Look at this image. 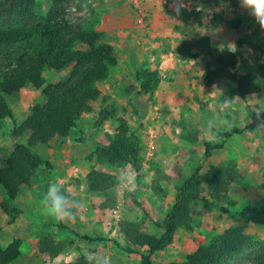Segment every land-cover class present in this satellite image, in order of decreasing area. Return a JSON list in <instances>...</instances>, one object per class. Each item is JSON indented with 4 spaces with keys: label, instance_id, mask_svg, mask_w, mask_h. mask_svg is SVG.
<instances>
[{
    "label": "rangeland",
    "instance_id": "374dc122",
    "mask_svg": "<svg viewBox=\"0 0 264 264\" xmlns=\"http://www.w3.org/2000/svg\"><path fill=\"white\" fill-rule=\"evenodd\" d=\"M151 1L154 2L152 5ZM143 2V5L135 7L130 0H61L57 4L53 0H35L33 16L28 20L8 15V12L0 16V27L14 28L46 19L52 8L57 9L72 24L99 31L100 41L113 45L117 59L116 64L109 68L108 77L95 83L103 98L91 102L90 109L84 111L77 121V127L72 128L65 137H55L47 144L32 147V151L39 154L45 163L40 165L30 183L23 186L12 201V206L18 209V213L9 224L8 216L1 208V201L6 198V193L0 185V244L6 245L14 236L22 239L21 254L10 264H62L75 261L83 256L85 250L110 257L111 264H140V253H146V247H138L137 252L133 253L125 251L126 241L120 230V223L135 221L144 231L160 235L162 228L158 225L171 208L177 188L198 165L202 166V171L210 165L235 166L242 180L230 184L226 194L214 199L208 196L205 187L202 191L203 196L227 207L231 213H220L209 203L196 200L192 205V228H179L171 244L151 255V264L183 260L186 253L195 249L198 244L207 242L216 232L231 224L242 225L241 219L234 214L235 211L248 204L257 208L264 206L261 189L264 182V131L243 129L241 133L226 138L222 149L211 151L210 156L204 154L206 142H220L222 134L230 131L229 127L244 128L253 121L257 111L264 109V31H261L254 18L240 9L238 0H210L209 7L204 6L207 0H186L190 3V10H183L182 13L185 14L186 24L190 25L187 29L193 27V44L203 46L204 43H210L198 28L201 24L198 20L200 16L203 18L202 26L211 27L214 21L221 22L226 11L233 12L235 17L230 21L233 34L240 33L242 24L249 23L248 25L257 28L256 36L259 40L255 36L251 38V55L234 53L236 63L230 71L237 75H248L258 85V90L245 98L232 96L230 92L236 84L226 73L207 85L206 73L215 68L216 60L206 52L201 58V52L197 51L195 56L202 65L203 79L207 86L205 95L189 97L178 93L181 89L179 84L178 89L165 94L159 91V86L164 83L171 87L170 84L175 81L171 65H187L190 61L193 64V57H186L181 52L189 47L188 42L181 43L178 51L152 46V40L148 38L153 29L150 22L153 20L152 15L157 6L166 11L172 0ZM219 28L218 32L223 30ZM157 33H152L154 39L161 34L159 31ZM165 41V37L161 38L163 44ZM222 48L228 49L226 46ZM131 54L137 57L133 65L127 60V55ZM0 61H5L2 55ZM124 65L127 66L125 73L122 70ZM144 68L156 70L158 74L159 82L152 92H143L139 88L140 82L135 73ZM69 71L70 67L62 71L47 70L43 74L44 82L48 84L61 80ZM117 75L120 79L116 78ZM122 79L123 85L120 83ZM213 84L222 89L224 96L235 98V102L223 112L220 111V105L224 96L219 91L214 97L208 96L213 90ZM3 95L17 123L29 114L33 104L43 101L41 90L31 85ZM189 98L197 102L195 107L189 106ZM102 109L111 110L112 115L101 120ZM213 116H218L223 123L219 125V130L214 128L208 133L207 121ZM119 118L125 120L134 137L140 138L135 161L137 166L133 161L122 165L113 160L102 162L92 154L96 144L108 143ZM12 128L11 118L4 119L0 126V166L15 140L26 141V135L13 138ZM170 128L174 131L173 135H169L172 132ZM168 149H173V155L178 154L179 158L181 155L186 158L194 157L190 160L195 164L192 171L183 173L171 168V162L169 165L159 161L158 155ZM173 160L176 159H171L172 162ZM125 167L134 170L137 188L130 192L124 191L119 200L112 190L113 185L104 191H92L88 188L86 175L92 168L114 175L116 181ZM53 182L59 183L71 194L79 209L73 218L64 222L54 221L44 214L40 206L43 194ZM166 195V204L156 209L160 204L155 203V200L165 198ZM113 209L117 211L113 212ZM244 229L253 240H264V224H248ZM86 236L94 240L87 239ZM44 237L55 241L63 240L65 246L57 255L51 256L39 248V241ZM262 253L260 246L252 243L245 246L235 258L222 264H253Z\"/></svg>",
    "mask_w": 264,
    "mask_h": 264
},
{
    "label": "trees",
    "instance_id": "16d2710c",
    "mask_svg": "<svg viewBox=\"0 0 264 264\" xmlns=\"http://www.w3.org/2000/svg\"><path fill=\"white\" fill-rule=\"evenodd\" d=\"M60 1L53 0L55 4ZM34 7L35 0H0V16L8 12V15L28 20L33 16ZM100 39L99 31L72 24L64 13L54 8L46 19L38 22L14 28L0 27V55L5 59L4 62L0 61V126L4 119L11 118L13 138L27 136L25 142H13L10 153L0 166V185L6 193V198L1 201V208L8 216V224L15 220L18 213V209L12 206V201L20 189L30 183L40 165L45 163L39 154L32 151V147L47 144L55 137L67 136L72 128L77 127L82 113L90 109L91 102L103 98L95 83L108 77L109 68L116 64L117 59L113 45L101 42ZM203 46L216 60L215 68L206 73L207 85L226 73L236 84L230 92L232 96L245 98L258 90V85L248 75H237L230 71L236 63L233 52L208 43ZM68 67L70 71L66 77L45 84V71H62ZM135 75L143 92H152L159 82L156 70L139 69ZM28 85L41 90L43 101L33 104L29 114L17 123L3 94L18 91ZM259 112L264 114V109ZM101 114V120H105L112 115V111L102 109ZM257 124L255 113L253 121L244 128L233 127L230 131H225L220 142H206L205 156H210L213 150L222 149L230 135L239 134L243 129L256 131ZM139 142V138L129 132L125 120L119 118L108 143L96 144L92 154L102 162L113 160L122 165L133 161L136 165ZM86 179L88 188L92 191H104L115 182L114 175L95 168L88 171ZM241 180L234 165H210L203 171L202 166L198 165L177 188L171 208L158 225L162 228L160 235L144 231L135 221L120 223V230L126 241L124 250L133 253L137 252L138 247H146V253H140V264H151V255L171 244L179 228H192V205L196 200L209 203L220 213H231L227 207L203 196L204 187L209 197L218 199L228 192L230 184ZM261 189L264 200V182ZM234 214L241 219L242 225L231 224L186 253L183 260L164 264H222L235 258L245 246L252 243L258 244L263 252L253 264H263L264 240H253L244 227L248 224H264V206L257 208L248 204ZM86 238L94 240L88 236ZM64 243L63 240L55 241L44 237L39 241V248L55 256L63 249ZM21 244L22 239L18 236H14L4 246L0 244V264L15 261L21 254ZM62 264H87V261L84 256H80L75 261Z\"/></svg>",
    "mask_w": 264,
    "mask_h": 264
},
{
    "label": "crops",
    "instance_id": "0c3cea01",
    "mask_svg": "<svg viewBox=\"0 0 264 264\" xmlns=\"http://www.w3.org/2000/svg\"><path fill=\"white\" fill-rule=\"evenodd\" d=\"M144 3L145 2H142L141 5H143ZM153 3L154 2L151 1V5ZM210 3H211L210 0H207L204 6L209 7ZM146 8L149 10L148 7ZM167 8L168 9L165 11L157 6L154 13L151 11L153 13L152 15L153 20L150 22H152L151 26L153 27V29L151 31V35H149L148 38L152 40L151 41L152 46H155L157 48L166 47L168 49L176 50V51L180 49L179 47L181 43L188 42L189 47H185V49L182 50L181 52L186 57H193V64H192V61H190L188 62L187 65H181V64L171 65V72H174L175 81L173 82V84H170L171 87L164 83H160L159 91L165 94L167 93L169 94L173 89H178L177 84H179L181 89L180 91H178V93L188 95L189 97L190 95L193 97L196 94L205 95L204 92L207 86L205 85L204 79H203L204 78L203 69H202V65H200L199 58L195 56V53L197 51L201 52L200 54V57H201L204 55L206 51L204 50V47L202 46V44L201 45L193 44L192 36H191V32H193V27L190 29H187V26L190 27V25H187L185 22V19H186L185 14L181 12V14L178 16L176 12L174 11L173 7H171V4H169ZM234 15L235 14L233 12L226 11L224 16L221 17V20H220L221 22H219L218 20L214 21L211 27H205L204 25L203 27L202 26L203 18L202 16H200L198 20L201 24L198 28L201 31V34H203V37L207 38L212 44V46L214 45V46H217L218 48L219 47L222 48L225 46L229 47L230 44H235L237 51L234 53L239 54V55L249 53V55H251L250 50L253 47L252 46L253 39L251 38L255 36V39L257 41L259 40L258 39L259 37H257L258 35L256 33L257 28L255 29L253 28V25H248L249 23H247L246 25L242 24L240 27V33L233 34L234 29L233 27H231L230 21L233 20V18L235 17ZM218 28L221 30L223 29V30L218 32L217 31ZM158 31L161 34L157 35L154 39V36L152 35V33L158 34L157 33ZM164 37L166 38L165 44L161 42V38H164ZM243 57L246 58L245 56ZM136 58L137 57L135 55H132V54L131 56L127 55V60L129 61V63H131V65L136 63ZM168 60H171L170 57H168ZM122 70H123V73H125L127 70V66L124 65ZM116 78L118 79L119 76L117 75ZM120 83H122L121 85H123V79L120 80ZM213 85H211V87H213ZM191 99L193 98H189V101L191 103H189V101L187 103H189V106L195 107V104L197 102ZM166 128H167V125H166ZM168 129L169 128H167V131ZM170 130L172 131V128H170ZM173 133L174 131L169 132V135H173ZM233 135H230V136H233ZM159 138H160V135H159ZM157 158L159 161H163L164 164L170 165V162H171L172 164L170 165L171 168H173L174 170L179 169L183 173H190L192 171L193 166L195 165L191 163L190 161L194 157L186 158L183 155H181L179 158L178 154L173 155V149L166 150L163 154L161 155L159 154ZM173 158H175L176 160H173L172 162L171 159ZM144 184H147V183L144 182ZM167 196L168 195H166L165 198L155 200V203L158 202L160 204L159 206L157 205L156 209L160 208L162 204H166Z\"/></svg>",
    "mask_w": 264,
    "mask_h": 264
},
{
    "label": "clouds",
    "instance_id": "9594fccd",
    "mask_svg": "<svg viewBox=\"0 0 264 264\" xmlns=\"http://www.w3.org/2000/svg\"><path fill=\"white\" fill-rule=\"evenodd\" d=\"M239 7L242 11L247 12L249 16L254 18L255 22L259 25L261 31H264V0H238ZM171 7H173L176 14L179 16L183 10H190V3L186 0H172ZM199 10V9H198ZM208 33V32H207ZM205 33V34H207ZM228 50L236 52L237 48L235 44H230ZM224 96L222 89L217 85H213V90L208 96L214 97L217 92ZM235 102V98L224 96L223 103L220 105V111L223 112L226 108ZM256 119L258 121L256 131H264V114L257 111ZM223 121L218 116H213L207 121L206 132L211 133L213 129L219 130V125ZM228 130H231L230 127ZM137 188L135 172L125 167L117 176L116 181L113 184V192L117 199L124 191H134ZM40 206L45 215L51 217L56 222H64L69 218H73L79 211L75 206V202L71 198V194L68 193L62 185L53 182L50 183L47 191L43 194L40 200ZM84 259L87 264H111V259L108 256H101L97 252L85 250L83 252Z\"/></svg>",
    "mask_w": 264,
    "mask_h": 264
},
{
    "label": "built area",
    "instance_id": "2783aa9c",
    "mask_svg": "<svg viewBox=\"0 0 264 264\" xmlns=\"http://www.w3.org/2000/svg\"><path fill=\"white\" fill-rule=\"evenodd\" d=\"M144 0H130V2L135 6L139 7V5L143 2ZM117 209H113V212H116Z\"/></svg>",
    "mask_w": 264,
    "mask_h": 264
}]
</instances>
